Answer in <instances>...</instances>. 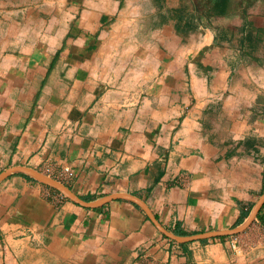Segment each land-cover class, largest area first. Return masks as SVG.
<instances>
[{
	"label": "crops",
	"instance_id": "0c3cea01",
	"mask_svg": "<svg viewBox=\"0 0 264 264\" xmlns=\"http://www.w3.org/2000/svg\"><path fill=\"white\" fill-rule=\"evenodd\" d=\"M243 1V2H242ZM0 0V264H264V0ZM70 167L67 179L61 177ZM173 235L169 236L167 233Z\"/></svg>",
	"mask_w": 264,
	"mask_h": 264
},
{
	"label": "water",
	"instance_id": "95a60500",
	"mask_svg": "<svg viewBox=\"0 0 264 264\" xmlns=\"http://www.w3.org/2000/svg\"><path fill=\"white\" fill-rule=\"evenodd\" d=\"M22 171L24 173H27L31 176H33L34 178H36L37 180H39L40 182L46 184L47 186L53 188V189H56L60 192H62L63 194H65L70 200H72L73 202L81 205V206H84V207H97L101 204H104L106 203L107 201L109 200H112L114 198H117V197H124V198H128L130 200H133L135 201L136 203H138L148 214L149 216L151 217V219L154 221V223L161 229L164 231V229L161 227V225L157 222V220L155 219V217L151 214V212L149 211L148 207L145 205L144 202H142L141 200L137 199V198H134V197H130V196H125V195H120V196H110V197H107L105 199H102L100 201H96V202H87V201H84L82 200L81 198H79L76 194H74L69 188H67L66 186L56 182L55 180L53 179H50L38 172H35L33 170H30V169H25V168H21V169H13V170H9V171H6L4 173H2L0 175V182L2 180H4V178L11 172L13 171ZM264 206V192H263V195L261 197V199L259 200V203L257 204L255 210L253 211L250 219L248 220V222L246 224H244L243 226L239 227V228H236V229H233V230H230V231H226V232H209V233H203V234H199V235H196V236H192V237H183V238H177V237H174L173 235L167 233L169 236H172L174 238H176L177 240L181 241V242H187V241H193V240H203V239H207V238H211V237H214V236H217V235H223V234H234V233H239V232H242L243 230H245L249 225L250 223L252 222V220L255 218L256 214L260 211V209Z\"/></svg>",
	"mask_w": 264,
	"mask_h": 264
},
{
	"label": "trees",
	"instance_id": "16d2710c",
	"mask_svg": "<svg viewBox=\"0 0 264 264\" xmlns=\"http://www.w3.org/2000/svg\"><path fill=\"white\" fill-rule=\"evenodd\" d=\"M208 1L210 4H212L214 11L219 13H226L227 11L232 9V6L234 5V0H208Z\"/></svg>",
	"mask_w": 264,
	"mask_h": 264
},
{
	"label": "built area",
	"instance_id": "2783aa9c",
	"mask_svg": "<svg viewBox=\"0 0 264 264\" xmlns=\"http://www.w3.org/2000/svg\"><path fill=\"white\" fill-rule=\"evenodd\" d=\"M71 172V169H70V167H64L63 168V172L61 173V177L63 178V179H67V176H68V174Z\"/></svg>",
	"mask_w": 264,
	"mask_h": 264
},
{
	"label": "rangeland",
	"instance_id": "374dc122",
	"mask_svg": "<svg viewBox=\"0 0 264 264\" xmlns=\"http://www.w3.org/2000/svg\"><path fill=\"white\" fill-rule=\"evenodd\" d=\"M49 178V177H48ZM56 182H58V181H56ZM59 183V182H58Z\"/></svg>",
	"mask_w": 264,
	"mask_h": 264
}]
</instances>
